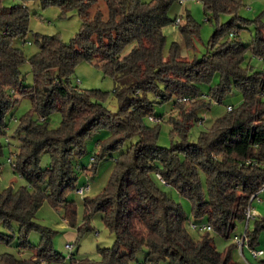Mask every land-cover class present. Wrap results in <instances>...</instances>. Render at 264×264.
Segmentation results:
<instances>
[{"label": "trees", "instance_id": "16d2710c", "mask_svg": "<svg viewBox=\"0 0 264 264\" xmlns=\"http://www.w3.org/2000/svg\"><path fill=\"white\" fill-rule=\"evenodd\" d=\"M1 1L0 167L10 144L13 110L25 97L32 108L19 117L12 132L19 144L9 161L26 184L0 189V225L6 229L0 230V241L17 240L19 251L33 253L26 257L0 253V264L65 259L53 246V231L35 221L38 210L48 200L53 207L63 208L66 220L75 226L78 205L68 195L81 187L78 171L96 173L107 151L119 150L128 141L132 142L115 158L102 191L94 197L82 196L84 226L79 231L91 229L92 214L100 212L115 234V244L99 246V262H78L71 255V264H129L144 247L143 264H242L233 257L236 243L221 251L212 232L230 238L238 223L247 220L246 211L264 185V68L255 70L250 63L252 57L264 60V35L243 41L234 30L238 20H249L234 15L215 30L201 58L182 60L172 53L166 59L163 27L178 20L170 11L179 0H40L43 8L77 10L82 24L69 41L57 34H36L39 50L27 58L16 40L30 31V10L26 5L3 7ZM99 1L107 8V17L103 9L95 8ZM198 1L206 12L216 14L233 13L240 5L239 0ZM188 18L180 26L184 32L193 24L191 15ZM26 60L32 67L31 84L24 83L21 71ZM82 60L122 81L117 89L118 111L112 112L96 98L100 90L73 83L75 66ZM217 74L219 81L204 92L201 84L212 83ZM235 87L242 92L241 103L228 105L232 109L227 107L191 142L192 125L203 123L200 112L213 102H223ZM157 103H169L168 112L157 115ZM54 111L61 112L62 120L51 128ZM151 116L160 120L153 122ZM165 117L172 124L170 147L158 144ZM101 129L109 135L98 142L91 166L78 165L77 159L88 153L87 140ZM44 153L50 156L47 167L41 166ZM163 185L190 199L194 218L205 220L190 224L191 228L202 232L200 227L207 224L213 230L195 238L183 205ZM247 225L249 244L256 247L264 219H256L254 230ZM34 230L42 234L37 245L29 240Z\"/></svg>", "mask_w": 264, "mask_h": 264}, {"label": "rangeland", "instance_id": "374dc122", "mask_svg": "<svg viewBox=\"0 0 264 264\" xmlns=\"http://www.w3.org/2000/svg\"><path fill=\"white\" fill-rule=\"evenodd\" d=\"M151 1V0H145ZM240 5L233 13L222 12L219 14L213 11H205V7L201 1L191 0L183 5L175 4L170 11L172 17H178L180 22H173L163 27V33L166 37L163 54L166 59L170 57L172 53H176L182 60H193L195 58H201L209 46L210 39L214 35L217 28L230 21L234 15H239L248 22L238 20V25L235 27L234 33L245 42L250 41L258 34L264 35V0H239ZM1 5L3 7H13L16 5H26L30 10V31L24 39H17L16 44L21 46L27 58L35 54L39 50V44L36 41V34H57L64 41H69L80 30L82 20L77 10H69L63 12L58 6H48L43 8L40 0H29L25 3L24 0H2ZM100 7L105 13V17L108 15V10L102 1H99L95 7ZM95 12V9L92 10ZM188 15H191L193 24L189 26V31L184 32L180 26H184L188 23ZM263 30V31H260ZM233 37V36H231ZM255 70L264 68V60L258 57H252L250 61ZM21 71L25 84L33 83L32 67L29 60H26L21 64ZM72 81L75 85H78L83 89H98L100 90L96 98L101 99L105 105L112 111L116 112L119 109L120 102L117 94V89L122 85V81L117 80L114 76L106 73L105 70L94 63L86 60L80 61L74 69L72 74ZM219 81V75L217 74L212 83L201 84L202 90L206 92L209 86L214 85ZM242 101V92L238 88L233 90L224 98L221 103L213 102L209 109L202 110L199 114L203 119V123L195 122L189 134V140L196 142L202 131L211 127L213 121L225 113L228 105L237 106ZM32 108L31 100L27 97L22 98L18 106L13 110L12 118L10 116V130L8 138L10 144L6 146L4 155L1 157L0 167V189H4L8 186L19 188L26 184L24 178L20 176L18 172L14 171L12 164L9 161L11 152L17 149L19 144L18 139L13 136V128L17 125V121L20 116L27 113ZM170 108L169 103H157L155 105V113L157 115H163L168 112ZM154 119L155 116H152ZM168 117V116H167ZM62 120V114L60 111H54L50 117V127L56 128L59 126ZM152 121V120H151ZM153 122H156L153 120ZM172 124L167 122V118L162 122L160 128V134L158 137V144L161 146L170 147L172 144L171 136ZM109 135V131L101 129L96 131L88 140L87 147L88 153L77 159V163L80 166L90 167L92 164V157L99 151V143L105 140ZM135 141V139L133 140ZM132 141H128L119 150L107 151L106 155L98 165V170L94 174L85 173L83 170H79L78 186H83L88 180L91 182V190L87 192V196L94 197L98 195L110 177L111 171L114 166L115 158L117 155L125 150ZM50 162V156L47 153L42 155L41 166L47 167ZM169 195L180 202L188 216L187 226L191 234L195 238H199L202 232L190 227L192 223L205 222L203 219H195L192 215V202L190 199L182 196L178 190L169 185L162 186ZM78 189V188H77ZM68 199L75 200L78 205V216L76 219V225L71 226L65 218L63 208L57 209L53 207L48 200L44 201L40 209L38 210L35 221L50 228L52 232L53 246L56 250L60 251L65 259L60 262L45 261L43 264H71L70 257L73 255L75 259L85 261L88 259L90 263L101 261V255L99 252V246L109 247L115 244V234L104 224L102 220V214L96 212L92 214L90 219L91 229L87 230L83 228L79 231V227L84 226V206L83 198L76 191L71 192L68 195ZM252 211L254 217L247 222H239L234 234H241L246 229V223L250 230L256 228V219H264V189L259 193L252 203ZM0 230L6 231V229L0 225ZM17 230V224L14 227ZM215 237L218 249L226 251L233 243L232 236L230 238H224L221 235L212 232ZM78 236V238H77ZM42 234L39 231H32L29 234V240L33 244H38L41 240ZM77 238V239H76ZM67 243H72V250L66 247ZM257 248L264 250V228L259 230L258 240L256 243ZM146 248L140 250L134 258L130 260L129 264H143L145 258ZM10 252L20 256H29L33 251H19L18 241L15 240L11 244L0 241V253ZM233 257L235 260L240 261L242 264H247L245 261L249 260L252 264H264V255L255 259L252 257L249 248H244L242 254L239 249L234 250ZM88 262L83 264H90ZM161 264H165L164 262Z\"/></svg>", "mask_w": 264, "mask_h": 264}, {"label": "built area", "instance_id": "2783aa9c", "mask_svg": "<svg viewBox=\"0 0 264 264\" xmlns=\"http://www.w3.org/2000/svg\"><path fill=\"white\" fill-rule=\"evenodd\" d=\"M188 1H191V0H179V4H180V5H183V4H185L186 2H188ZM179 22H180V19L177 20V23H179ZM228 109L231 110V109H232V106H228ZM150 120H152V121L154 120V121L158 122L160 119H159V118H155V119H154V118L151 116V117H150ZM158 177H159L163 182H165V181L161 178L160 175H158ZM90 189H91V185H90L89 183H87L86 185L79 187V188L76 190V192H77L79 195L84 196L87 192L90 191ZM263 189H264V185H263L262 190H263ZM246 216H247V222H248L251 218L254 217V214H253V211H252V208H251V207H249L248 210L246 211ZM192 226H193V227H196L195 224L192 225ZM200 230H201V231H212L213 228H212L210 225L205 224V225H202V226L200 227ZM233 240H234V242L236 243L238 249L241 251L242 254L244 253V248L247 246V247L249 248L250 252H251L252 257H254L255 259H257V258H259L260 256H263V255H264V250H263V249H261V248H257V247H251V246H250V244H249V238H248V236H247L246 231H244V233L241 234V235H235ZM66 247H67L68 249L72 250V248H73V244H72V243H67V244H66ZM245 262H246L247 264H249L247 260H246Z\"/></svg>", "mask_w": 264, "mask_h": 264}]
</instances>
